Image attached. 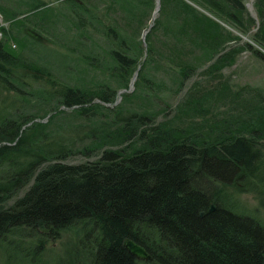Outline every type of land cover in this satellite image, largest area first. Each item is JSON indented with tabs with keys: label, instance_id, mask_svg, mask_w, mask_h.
Masks as SVG:
<instances>
[{
	"label": "trees",
	"instance_id": "trees-1",
	"mask_svg": "<svg viewBox=\"0 0 264 264\" xmlns=\"http://www.w3.org/2000/svg\"><path fill=\"white\" fill-rule=\"evenodd\" d=\"M161 1L163 15L167 0ZM169 2L182 34L190 35L192 23L201 32L205 21L218 26L215 18L246 26L244 0ZM257 5L263 8L264 0ZM47 6L33 1L24 16ZM74 9L84 24L83 13ZM162 21L156 19L153 29ZM102 22L110 41L103 47L106 66L122 77L139 66L140 79L148 81L149 34L145 50L136 48ZM24 54L0 39V246L20 238L25 259L35 264L31 251L43 254L50 240L72 230L64 264H264V124L209 137L158 123L137 109H122L114 111L117 137L144 145L128 150L129 144L104 146L95 140L76 149L53 124L66 112L98 115L114 89L94 93L73 86ZM96 57L101 60L97 53L91 58ZM39 98L48 104L32 106L31 100ZM95 132L92 128L85 135L95 139ZM76 151L86 158L69 161ZM244 192L254 193L257 203L243 199ZM126 237L144 246L150 257L130 253ZM25 238L29 247L23 245Z\"/></svg>",
	"mask_w": 264,
	"mask_h": 264
},
{
	"label": "rangeland",
	"instance_id": "rangeland-1",
	"mask_svg": "<svg viewBox=\"0 0 264 264\" xmlns=\"http://www.w3.org/2000/svg\"><path fill=\"white\" fill-rule=\"evenodd\" d=\"M33 1L48 2L49 7L40 9L35 15L24 16L23 11ZM77 1L80 6L72 0H0V39H6L15 51H23L28 60L47 67V71L73 86L94 93L106 87L114 89L111 102L98 115L85 117L66 112L53 124L76 149L95 140L105 143L104 146L129 144L128 150L144 145L135 139L124 143L117 137L114 111L122 109H137L152 115L158 123L209 137L227 130L247 131L248 127L264 124V56L254 52L258 49L264 55V41L260 40L264 34V5L260 8L257 0H244L247 12L243 29L214 17L218 26L205 21L200 25L201 32L192 23L187 28L190 35L182 34L184 28L176 21V10L168 0L164 2L163 15L160 14L161 1L154 19L156 0ZM81 6L88 10L82 11ZM74 8L83 13L84 24L78 22L80 14ZM158 18H163L164 22L153 29ZM102 21L116 27L134 47L144 50L147 44L143 30L152 23L146 33L153 48L145 71L148 81L140 79L138 70L130 86L137 68L129 77H122L106 66L103 47L105 40L110 41L101 31ZM96 53L101 55V60L91 58ZM143 60L144 55L139 61ZM136 82H139L138 89L134 90ZM48 102L44 98L33 99L31 105L39 108ZM2 107L0 96V112ZM73 125L79 127L73 130ZM92 128L98 133L95 139L92 133L89 137L85 135ZM83 158L86 157L76 151L68 160ZM241 197L251 204L257 203L254 193L244 192ZM73 235L69 230L58 239L50 240L43 254L31 251L29 257L37 260L35 264H64L66 251L71 247L68 241L72 242ZM18 240L20 238L0 246V264H34L29 258L25 259ZM23 240V245L29 247L28 238Z\"/></svg>",
	"mask_w": 264,
	"mask_h": 264
},
{
	"label": "water",
	"instance_id": "water-1",
	"mask_svg": "<svg viewBox=\"0 0 264 264\" xmlns=\"http://www.w3.org/2000/svg\"><path fill=\"white\" fill-rule=\"evenodd\" d=\"M160 7H161V0H156V7L154 9L152 19H154L156 17V15L158 14ZM151 26H152V23H150L149 26L143 30V39H144L145 44H147L146 40H145L146 33L149 31ZM137 74H138V69L134 73V76L132 78L130 86H132L134 84V81L137 77ZM214 207H215V205L212 204L211 210L214 209ZM124 245L126 246V248L128 249V251L130 253L137 256L138 258H144L145 259V258L150 257L149 252L144 248V246H142L140 243H138L137 241H135L134 239H132L130 237H126L124 239Z\"/></svg>",
	"mask_w": 264,
	"mask_h": 264
}]
</instances>
